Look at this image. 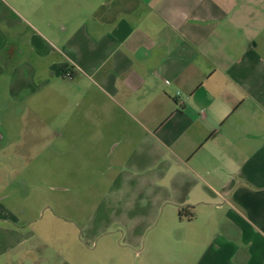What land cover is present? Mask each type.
Segmentation results:
<instances>
[{"label": "crops", "instance_id": "0c3cea01", "mask_svg": "<svg viewBox=\"0 0 264 264\" xmlns=\"http://www.w3.org/2000/svg\"><path fill=\"white\" fill-rule=\"evenodd\" d=\"M58 90L138 125L159 202L215 219L195 264H264V0H0V165L4 123Z\"/></svg>", "mask_w": 264, "mask_h": 264}, {"label": "rangeland", "instance_id": "374dc122", "mask_svg": "<svg viewBox=\"0 0 264 264\" xmlns=\"http://www.w3.org/2000/svg\"><path fill=\"white\" fill-rule=\"evenodd\" d=\"M61 91L2 127L0 198L17 218L21 246L0 264H195L215 219L199 206L192 221H179L142 163L138 125L98 120L93 103L78 108Z\"/></svg>", "mask_w": 264, "mask_h": 264}, {"label": "trees", "instance_id": "16d2710c", "mask_svg": "<svg viewBox=\"0 0 264 264\" xmlns=\"http://www.w3.org/2000/svg\"><path fill=\"white\" fill-rule=\"evenodd\" d=\"M177 215L179 218V221H182L183 219L187 220V222L192 221L193 219V214L190 212V208L189 207H185V208H177Z\"/></svg>", "mask_w": 264, "mask_h": 264}, {"label": "flooded vegetation", "instance_id": "af4514ba", "mask_svg": "<svg viewBox=\"0 0 264 264\" xmlns=\"http://www.w3.org/2000/svg\"><path fill=\"white\" fill-rule=\"evenodd\" d=\"M114 225H116V224H114ZM114 225H109V226H107L108 230H107V232H105V234H107V233L110 234L111 232L109 231V229H110L109 227H113ZM112 232H113V231H112ZM92 245H93V243H92ZM92 245H91V246H88V247H89V248H92ZM89 248H88V249H89ZM90 250H91V249H90Z\"/></svg>", "mask_w": 264, "mask_h": 264}, {"label": "built area", "instance_id": "2783aa9c", "mask_svg": "<svg viewBox=\"0 0 264 264\" xmlns=\"http://www.w3.org/2000/svg\"><path fill=\"white\" fill-rule=\"evenodd\" d=\"M65 77H66V78H69V77H70V74L67 73V74L65 75Z\"/></svg>", "mask_w": 264, "mask_h": 264}]
</instances>
